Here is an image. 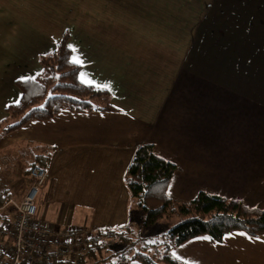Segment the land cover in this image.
<instances>
[{
  "label": "crops",
  "instance_id": "obj_1",
  "mask_svg": "<svg viewBox=\"0 0 264 264\" xmlns=\"http://www.w3.org/2000/svg\"><path fill=\"white\" fill-rule=\"evenodd\" d=\"M64 34L78 81L107 94L96 107L114 110H62L0 136V152L26 160L2 171L0 210L13 208L0 215L2 227L26 193L27 169L46 159L38 218L93 234L130 227L132 251L157 254L163 234L142 227L123 181L144 144L176 167L171 197L203 192L264 210V0H0V120L20 99L17 82L38 74L39 56ZM121 241L111 242L114 251ZM170 255L184 264H264V235H202Z\"/></svg>",
  "mask_w": 264,
  "mask_h": 264
},
{
  "label": "trees",
  "instance_id": "obj_2",
  "mask_svg": "<svg viewBox=\"0 0 264 264\" xmlns=\"http://www.w3.org/2000/svg\"><path fill=\"white\" fill-rule=\"evenodd\" d=\"M66 43L67 34H64L54 50L39 56L38 74L17 82L20 99L5 108L6 117L0 120V136L30 121L50 120L62 110H114L108 104L96 107L95 104L101 98L106 99L107 94L78 81V67L70 61ZM46 164V159L34 160L26 173L34 165L45 169ZM175 169L172 163L154 153L152 145L144 144L135 150L123 176L130 196L144 213L142 227H150L163 218L179 219L161 236L157 254L132 251L134 241L127 239L131 234L129 227L123 234L122 231H96L95 238L85 240L84 251L75 260L52 259L43 264H108V260L117 257H123L126 261L135 259L142 264H184L170 255V249L191 238L206 235L219 242L224 234L233 231L252 237L264 235V210L248 207L239 200L203 192L190 201L171 197L167 193V185ZM117 239L122 240L120 251H114L111 244ZM5 261L0 252V264H5Z\"/></svg>",
  "mask_w": 264,
  "mask_h": 264
},
{
  "label": "built area",
  "instance_id": "obj_3",
  "mask_svg": "<svg viewBox=\"0 0 264 264\" xmlns=\"http://www.w3.org/2000/svg\"><path fill=\"white\" fill-rule=\"evenodd\" d=\"M48 178L45 169L34 165L26 176L28 188L16 206L13 220L0 227V252L5 264H43L56 260H75L84 251L85 240L95 238L78 226L55 230L53 225L38 218L35 197Z\"/></svg>",
  "mask_w": 264,
  "mask_h": 264
},
{
  "label": "rangeland",
  "instance_id": "obj_4",
  "mask_svg": "<svg viewBox=\"0 0 264 264\" xmlns=\"http://www.w3.org/2000/svg\"><path fill=\"white\" fill-rule=\"evenodd\" d=\"M22 152H20L21 154ZM26 160H23L22 157H14L11 152H0V179L3 177V170H12V168L15 167L18 169L19 167L23 166L25 164ZM4 179V177H3ZM44 204V191L39 190L37 196L35 197L34 205L36 209V215L38 216L39 207ZM0 215L7 216L8 218L13 216V208L12 205H6L4 209L0 210ZM40 217V216H39ZM179 219L178 218H172V219H165L163 218L159 222L156 223L154 227V234L160 235L163 234L165 231L168 230L169 226L176 223ZM86 225V224H84ZM81 229H85L83 226H78ZM87 233H93V230L90 228H87ZM130 238V237H129ZM128 239V238H127ZM157 240H161L158 236L156 238ZM129 240V239H128ZM131 240V239H130ZM105 255L101 256L104 257Z\"/></svg>",
  "mask_w": 264,
  "mask_h": 264
}]
</instances>
